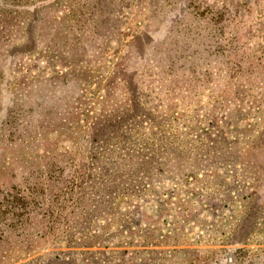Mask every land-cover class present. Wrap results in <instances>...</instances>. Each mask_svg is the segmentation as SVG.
Wrapping results in <instances>:
<instances>
[{
    "label": "rangeland",
    "instance_id": "rangeland-1",
    "mask_svg": "<svg viewBox=\"0 0 264 264\" xmlns=\"http://www.w3.org/2000/svg\"><path fill=\"white\" fill-rule=\"evenodd\" d=\"M216 10L239 26L215 31ZM36 11L33 24L0 13V125L20 157L12 183L29 168L59 180L27 231L0 242L2 263L264 264V0H51ZM27 25L38 48L8 57ZM83 56L86 94L63 77L62 58ZM94 126L109 138L94 140ZM46 131L66 156L38 158L44 141H18Z\"/></svg>",
    "mask_w": 264,
    "mask_h": 264
},
{
    "label": "trees",
    "instance_id": "trees-1",
    "mask_svg": "<svg viewBox=\"0 0 264 264\" xmlns=\"http://www.w3.org/2000/svg\"><path fill=\"white\" fill-rule=\"evenodd\" d=\"M50 4H51V0H23V1L0 0V13H6L3 14V16L14 15L13 17L24 14V16L27 15L26 17L28 24H33L37 22L36 10L38 8H47L50 6ZM225 14L226 13L224 10H216L213 12V16L209 20L212 21L215 31L222 33V31H224L226 27L230 25V23H232L233 26L235 25L239 26V24H237L238 22L236 19H234L232 16L231 17L226 16ZM262 24L264 25V20L262 21ZM28 27L30 28V25H27L24 29H22L23 32L26 33L24 42L18 45L9 44V43L6 44V47L8 46L7 51H9L7 55L8 57L10 55L11 56L14 55V53L9 54L12 51V49L19 50L30 43L33 44L31 49L36 50L38 48L36 37L28 35L29 33ZM12 33L13 31H11V33L9 32L7 33V35L9 36L8 40L10 39ZM262 38H264V36ZM263 43H264V39H263ZM256 46L259 47L261 50H264V45L262 46L261 42H257ZM52 57L55 58V54H53ZM84 57L86 56H83L81 58L80 60L81 62H71L70 57L62 58V60L63 61L65 60V62L69 61L68 65L66 66L68 72L66 71L67 73L65 72V74L63 73L62 74L64 78L68 74H71L73 78L72 81H75L76 84L78 82L80 83L82 79L83 85H81V89L83 91V94H86L87 89L92 85L91 78H93L94 68L92 66L86 67L84 65ZM10 77H12V80L10 82L14 81V76L12 73L10 74ZM2 80L3 78L0 71V85L2 84L1 83ZM103 85H104L103 86L104 101H108V99L111 98L109 93L112 92L114 96L115 88L111 86L110 80H104ZM119 91L121 90L119 89ZM111 109H112V104L109 106V109L103 111L106 113V115H104L106 118L112 115V113H109V115H107ZM126 115L128 114L125 113L124 116ZM127 120H128V116H127ZM100 123L106 124L105 120L99 121V124ZM99 124L95 123V126ZM10 126L15 127V125H10ZM98 127L99 126L93 128L91 131L92 133L96 134L93 136L94 140H96L97 138H103L104 136H107L105 134L106 132H102V130H100ZM5 131L6 129H4L3 124L0 125V156H2V159L0 160V242L2 241L6 242L4 240V237L5 238L9 237L10 235H12L11 233L17 234L19 230L22 233L25 230L27 231L26 228H29L30 225L29 222H27V220L32 218L31 214L35 212L37 209L48 208L49 203L52 201V198L50 196L52 191L49 192L48 188L52 185L51 183L55 181V179L56 181L59 180V178L58 179L54 178L53 176H51V174L48 173L42 174L41 176H37V172H34L33 168H29L26 170L25 175L23 174L20 175L21 182H19L18 184L12 183L11 180L14 181L15 177L17 176L13 174V172H11L9 168H13L15 165H17V162L20 157L13 156L11 154L14 151V148L12 146H9V142H7V140L3 139ZM47 136H48L47 131L40 133L36 132V134L30 136V138L27 139L23 138L18 141L20 143L21 142L25 143V141H31V142L33 141V143L34 142L40 143L41 141H44L45 152L41 154L38 153L33 154L38 158H42V157L46 158V155H49L53 160V155L59 158H63L64 156H66L67 152L58 153V154L53 153L54 145L51 143H47L50 140V137L47 138ZM93 147L94 146H92V148ZM91 149H88L87 152H91ZM94 152H97L98 155H100L101 153L98 151H94ZM31 155L32 154H30L28 158ZM101 158L102 157H99L96 154L90 157V159H94V161L100 160ZM46 169H48V165L46 166ZM40 212H42V210ZM36 234H38L40 238H43L46 235L43 230L40 232L37 231ZM2 259L4 258H0V264H3Z\"/></svg>",
    "mask_w": 264,
    "mask_h": 264
}]
</instances>
